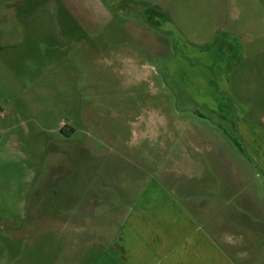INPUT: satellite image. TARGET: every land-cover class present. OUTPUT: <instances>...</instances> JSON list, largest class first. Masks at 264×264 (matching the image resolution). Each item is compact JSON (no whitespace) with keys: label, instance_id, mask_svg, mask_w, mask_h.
Listing matches in <instances>:
<instances>
[{"label":"rangeland","instance_id":"obj_1","mask_svg":"<svg viewBox=\"0 0 264 264\" xmlns=\"http://www.w3.org/2000/svg\"><path fill=\"white\" fill-rule=\"evenodd\" d=\"M205 89L264 110V0H0V264H118L108 219L156 205L206 228L203 259L264 264V221L200 208L249 163Z\"/></svg>","mask_w":264,"mask_h":264},{"label":"crops","instance_id":"obj_2","mask_svg":"<svg viewBox=\"0 0 264 264\" xmlns=\"http://www.w3.org/2000/svg\"><path fill=\"white\" fill-rule=\"evenodd\" d=\"M233 36L225 46L224 54L217 55L219 68L232 49L241 52L244 42ZM201 56V59L206 60L204 64L200 62V71H207L209 54ZM205 84L200 82V86ZM202 92L205 96L202 107L227 118L237 127L239 144L249 163L245 168H231L228 172L230 178L221 181L215 175L217 181L200 184V197L207 201L205 207L200 205V208L209 210L210 221L215 217L223 222H227L228 218L240 223L244 221L243 212L264 221V110L256 113L255 105L242 103L235 97L231 101L223 91L218 93L205 89ZM259 106L264 108V104ZM162 199L164 197L160 199L158 194L152 206L165 205L160 204L166 202ZM157 206L150 208L149 212L141 207L121 216V219H108L116 222V225L110 228L112 236L108 228L106 231L103 244L108 247L104 249L107 255L113 254L118 264H235L221 261L213 263L203 259L204 252H210L206 243H211L206 228L201 227V223L199 226L180 206L169 205L155 211ZM203 219L204 216L200 215L199 222L203 223ZM212 229L215 231L219 227L213 225ZM260 235L263 237L264 230Z\"/></svg>","mask_w":264,"mask_h":264}]
</instances>
